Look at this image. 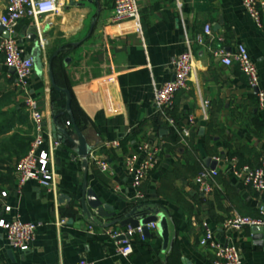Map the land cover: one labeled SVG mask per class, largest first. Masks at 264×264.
<instances>
[{
  "label": "crops",
  "instance_id": "1",
  "mask_svg": "<svg viewBox=\"0 0 264 264\" xmlns=\"http://www.w3.org/2000/svg\"><path fill=\"white\" fill-rule=\"evenodd\" d=\"M136 1L139 22H111L113 0H59L54 13L39 19L46 43L39 46L41 70L33 67L28 87L45 129L58 142L52 152L54 194L34 181L17 185L15 165L29 150L34 124L0 55V219L19 216L41 223L26 251L10 248L0 229V264H75L82 259L95 264H211V251L199 246L204 222L215 240L238 249L242 264H264V228H223L234 213L264 217V191L244 185L229 170L232 158L239 167L252 168L264 158V97L261 103L258 97V92L264 94V8L258 27L242 0ZM205 25L211 33L198 44ZM5 32L0 24V38ZM16 40L31 56L38 43L32 19L19 21ZM238 44L257 68V88L248 85L236 64L225 66L212 55V49L232 52ZM188 50L193 67L187 87L175 93L168 109L178 127L188 128L182 142L177 126L157 113L153 89L172 80L170 59ZM50 73L55 86L70 93L74 123L90 147L86 168L60 132L76 138L66 95L53 87ZM142 141L158 143L162 151L142 185L143 200L135 201L123 158ZM49 146L46 140L43 148ZM94 158L105 159L110 172H100ZM202 168L217 170L207 194L195 180ZM85 177L87 188L114 216L99 217L89 207L90 216L83 212ZM138 205L136 217L148 209L164 216L167 240L154 222L156 227L147 228L143 238L134 235L132 252L124 257L106 232L124 228L110 223Z\"/></svg>",
  "mask_w": 264,
  "mask_h": 264
},
{
  "label": "built area",
  "instance_id": "2",
  "mask_svg": "<svg viewBox=\"0 0 264 264\" xmlns=\"http://www.w3.org/2000/svg\"><path fill=\"white\" fill-rule=\"evenodd\" d=\"M59 0H0V7L3 11L0 14V24L7 32L8 36L0 38V55L4 58V65L14 76L15 87L23 95V103L34 124V134L26 155L21 157L16 165L17 185L23 187L28 181H34L46 192L55 193L54 182V161L52 152L57 147L58 142L51 136L49 130L45 129L43 116L40 111L37 99L29 92L28 80L33 70V60L30 56L24 55L22 47L16 40V28L20 20L32 19L35 23V34L39 46L44 48L46 41L42 37L39 19L48 14L54 13L57 9ZM242 5L248 15L258 27H261V10L264 8L262 0H242ZM140 13L136 0H113V14L111 22L119 23L127 20L139 22ZM211 27L205 25L203 34L196 37L198 44H204V37L210 35ZM212 55L219 57L225 66L236 64L244 74L247 83L252 88L258 86V71L255 64L251 61L249 53L243 44H238L232 52H225L221 48L211 50ZM173 69V78L153 89V103L157 113L170 126L176 127V121L170 116L168 109L172 105L174 95L178 90L187 87L190 73L193 67V56L190 50L185 51L170 59ZM260 103L263 101L264 94L258 92ZM189 123H193L192 116L187 117ZM176 132L180 141L184 142L189 136L187 127H176ZM49 142V149H44L45 141ZM117 145V141L112 143ZM162 147L160 144L149 141H142L133 153L127 154L123 158L126 173L130 176V184L133 190L132 199L141 201L144 198L142 185L149 173L159 162ZM94 164L100 172H110L108 162L102 158H94ZM229 170L232 177L241 181L244 185L251 187L257 192L264 191V158L260 159V165L252 168L248 165L239 167L237 159L229 160ZM217 176L216 169L202 168L196 175V182L199 191L207 194L214 184ZM5 192L2 196H5ZM10 211V207H5ZM262 215L264 211L261 212ZM65 222L64 219L59 221ZM155 228L156 224L148 223L124 228H110L107 236L116 246V253L121 256H128L132 252V241L135 234L142 238L143 228ZM245 226L264 228V217L243 216L237 213L230 215L224 222L225 230H240ZM41 223L25 222L19 216L10 220L0 219V229L6 236L7 244L10 248L19 251H26L30 244L35 240L37 230ZM203 234L199 239V246L208 249L213 255L211 264H242L241 255L238 249L229 243H220L215 240L212 230L206 222L203 223ZM75 264H95L91 261L79 260Z\"/></svg>",
  "mask_w": 264,
  "mask_h": 264
},
{
  "label": "water",
  "instance_id": "3",
  "mask_svg": "<svg viewBox=\"0 0 264 264\" xmlns=\"http://www.w3.org/2000/svg\"><path fill=\"white\" fill-rule=\"evenodd\" d=\"M7 36H8V34H7V32H5L4 37H7ZM39 56H40V47H39V43H36V46H35L34 50L32 51V55L30 57L33 60V67L37 70V72H40L41 67H42ZM50 64H51V60L49 61V65ZM50 79H51V83H52L53 87L59 91L64 92L66 95L65 108H66V112L68 113V115L70 117L72 129L76 135V138L70 137V135L67 133V131L61 130L60 132H62L64 134L65 140L68 141L70 143V145L75 147V149H74L75 155H77L78 157L81 158L82 166L86 168L87 164H88V156H89V152H90V147L87 145L83 135L81 134V131L79 130V128L74 123V119L72 117V113H71V109H70V93L66 88L61 89V88H58L57 86H55L51 73H50ZM52 130L54 131V133H56L55 125H53ZM75 155L74 156L72 155L71 158H74ZM81 206H82L83 212L87 216H90V213H89V210L87 209V207L92 209L94 211V213L99 217L108 218V217L114 216L112 208L106 204H103L98 199V197L95 195L94 191L90 188H87L86 177H85V180H84V183L82 186ZM139 208H141V205L136 206L128 214H126L125 216H122L121 219H116L115 221H112L110 223V225H113V224L119 222L123 226L130 225L131 227H137L138 225H146L148 223L157 222V227L160 229V233L164 237V240L166 241L167 240V226H166V220H165L164 216L162 215L161 217L158 218L157 217L158 212H156L154 210L151 211L150 209H148V211L142 212L139 215V217L138 216L136 217L134 213ZM150 212H152V213H150ZM260 228L261 227H257V229H260ZM147 232H148V229L144 226L143 233L145 234Z\"/></svg>",
  "mask_w": 264,
  "mask_h": 264
},
{
  "label": "trees",
  "instance_id": "4",
  "mask_svg": "<svg viewBox=\"0 0 264 264\" xmlns=\"http://www.w3.org/2000/svg\"><path fill=\"white\" fill-rule=\"evenodd\" d=\"M61 116L64 117V114H62ZM59 118H60V117H58V119H59Z\"/></svg>",
  "mask_w": 264,
  "mask_h": 264
}]
</instances>
